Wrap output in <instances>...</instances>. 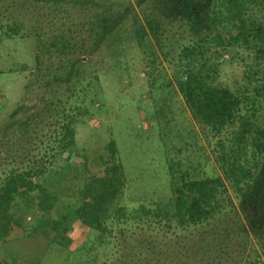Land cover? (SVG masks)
<instances>
[{
    "label": "trees",
    "instance_id": "16d2710c",
    "mask_svg": "<svg viewBox=\"0 0 264 264\" xmlns=\"http://www.w3.org/2000/svg\"><path fill=\"white\" fill-rule=\"evenodd\" d=\"M98 1L97 12L82 26H89L92 32L94 26L100 30L87 43L92 54L101 57L105 52H115L119 56L122 51L113 49L121 48L126 41L136 43L141 50L150 45V71L156 69L159 57L171 66L197 125L215 139L232 130L229 145L218 143L222 150L218 162L264 251V129L257 124L264 103L260 62L264 60V0H142L141 12L120 0ZM5 21L0 24L1 42L6 36L15 42L28 39L18 12ZM69 30L76 33L71 27ZM128 35L130 40L125 37ZM33 41L34 49L37 47L34 64L40 79L43 64L38 32ZM71 45L66 42L61 45L62 50L74 49ZM74 45L79 46L77 42ZM253 51L258 62L243 71L241 83L233 88L216 84L226 55H231L229 59L234 62ZM23 67V71H30ZM71 76L68 71L63 77L68 82ZM57 77L52 79L53 84ZM82 82L78 79L66 99L52 91L45 95L35 120L13 119L10 126L0 130V264H20L27 249L39 253L42 247L37 246L38 239L43 236L73 252L83 250L82 244L88 240L95 244L90 253H95L109 236L122 234L120 226L130 222L117 215L122 207L125 179L115 142H108V155L96 170L77 149L76 124L87 116L85 107L78 105L79 99L86 100L89 89ZM45 83L48 85L49 81L44 79L41 84ZM28 109L20 106L26 113ZM187 176L173 187L165 215L155 214L153 225L186 231L207 225L213 231L218 229L213 223L218 222L219 215L229 211L239 218L222 176L196 180ZM63 198H74L76 203L60 207ZM147 220L139 223L150 226L152 223ZM212 237L211 242L216 239L215 235ZM232 239L224 245L202 239L193 254L209 258L215 255L211 264H264L258 250L248 244L235 245V238ZM83 257L91 261L89 255Z\"/></svg>",
    "mask_w": 264,
    "mask_h": 264
},
{
    "label": "rangeland",
    "instance_id": "374dc122",
    "mask_svg": "<svg viewBox=\"0 0 264 264\" xmlns=\"http://www.w3.org/2000/svg\"><path fill=\"white\" fill-rule=\"evenodd\" d=\"M120 1L127 5L131 3L134 10L141 12L142 0ZM97 2L0 0V24L6 22L9 16H17L18 12L25 22L28 37L15 42L6 36L0 41V130L10 126L13 119L35 120L45 95L52 91L66 99L78 79L83 80L82 84L89 85V89L84 97L86 100L79 99L78 105L85 107L87 116L76 124L77 149L89 158L96 170L108 155L105 148L108 142H115L125 179L120 200L122 207L117 215L120 220L130 222L120 226L122 234L116 232L114 237L109 236L106 244L96 249L95 253H90L95 244L88 240L82 244L83 250L73 252L50 243L49 238L43 236L38 239L37 245L42 250L39 253L25 250L20 264H211L215 255L210 258L194 256L193 250L202 239L210 243L214 235L216 239L211 243L224 245L235 238L232 239L235 245L248 244L259 251L264 261V251L260 249L248 219L242 213L240 198L224 178L218 162L222 151L218 143L222 141L229 145L232 130L215 139L197 125L175 82L171 66L159 57L156 69L150 71L148 65L153 60L147 52L150 45L141 50L136 43L126 41L121 48L115 46L113 49L122 51L119 56L115 52H105L101 57L92 54L89 41L100 30L94 26L95 31L92 32L89 26H82L90 22L97 12ZM70 27L76 33L71 34ZM36 32L40 34L42 44L40 79L34 64L37 47L34 49L33 39ZM125 37L129 39L130 35ZM74 41L79 44L77 48ZM66 42L72 43L75 48L62 50L61 45ZM63 53L65 56H62ZM256 54V51L244 53L234 62L229 59L231 55H226L216 84L236 87L243 80V71L258 62L254 60ZM260 62L264 72V60ZM23 66L30 71H23ZM77 69L80 76L76 73ZM68 71L72 72V76L66 82L63 76ZM56 75L57 82L53 84L52 79ZM44 79L49 81L48 85H42ZM22 105L29 108L28 113L20 110ZM257 124L264 129V103L258 113ZM2 170L0 165V172ZM184 176L193 180L222 176L239 218L229 211L221 214L218 222L213 223V227L218 229L213 231L207 225L187 231L176 228L166 230L162 225H153L155 214L165 215L172 189L182 183L181 177ZM74 203V198H63L60 207ZM147 218L148 223H152L150 226L145 222L139 223ZM114 227L118 230L117 225ZM244 231L249 234L248 237ZM83 254L89 255L91 261L87 262Z\"/></svg>",
    "mask_w": 264,
    "mask_h": 264
}]
</instances>
